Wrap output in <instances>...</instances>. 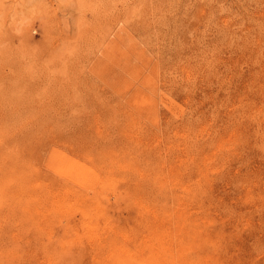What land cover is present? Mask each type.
I'll list each match as a JSON object with an SVG mask.
<instances>
[{
	"label": "rangeland",
	"instance_id": "obj_1",
	"mask_svg": "<svg viewBox=\"0 0 264 264\" xmlns=\"http://www.w3.org/2000/svg\"><path fill=\"white\" fill-rule=\"evenodd\" d=\"M0 132V264H264V0H0Z\"/></svg>",
	"mask_w": 264,
	"mask_h": 264
},
{
	"label": "bare ground",
	"instance_id": "obj_2",
	"mask_svg": "<svg viewBox=\"0 0 264 264\" xmlns=\"http://www.w3.org/2000/svg\"><path fill=\"white\" fill-rule=\"evenodd\" d=\"M152 2V1H151ZM167 44V43H166ZM178 62V61H177ZM230 68V67H229ZM203 80V79H202ZM18 118V117H17ZM187 124V123H186ZM1 133V132H0ZM147 134V133H146ZM189 147V146H188ZM195 148V147H194ZM191 149V148H190ZM164 157V156H163ZM198 161V160H197ZM195 163V162H194ZM11 168V170L13 171V168L12 167H10ZM142 168V167H141ZM16 169V168H15ZM7 171H8V169H7ZM13 172H11V173H9L8 175H7V178H9L10 180L12 179H14V177H13V175H15L14 173L12 174ZM31 179V178H30ZM40 179V178H39ZM63 184V183H62ZM62 187V186H61ZM193 187H194V185H193ZM64 191V190H63ZM180 192V191H179ZM114 196V195H113ZM250 198V197H249ZM3 210V209H2ZM180 214H182V213H180ZM203 214H205V212L203 213ZM202 214V215H203ZM201 215V216H202ZM178 216V215H177ZM177 216H176V218H177ZM182 216V215H181ZM180 216V217H181ZM204 216V217H203ZM202 217L203 218H205V216L206 215H203ZM180 217H178V218H180ZM201 217V218H202ZM210 217V216H209ZM166 218V217H165ZM169 218V217H168ZM172 218V217H171ZM175 218V217H174ZM175 218V219H176ZM203 218L202 219H200V220H202L203 221ZM208 218V215H207V217H206V219ZM212 218V217H211ZM210 218V219H211ZM18 219V218H17ZM183 219V218H182ZM181 219V220H182ZM213 219V218H212ZM159 220V219H158ZM162 221H163V218L161 219ZM174 220V219H173ZM181 220H178V221H181ZM196 220V219H195ZM199 220V221H200ZM167 221H169V220H167ZM172 221V220H171ZM171 221L169 222V224L171 223ZM175 221V220H174ZM173 221V222H174ZM176 221H177V219H176ZM175 221V224H177L178 222H176ZM183 221V220H182ZM182 221H181V224H184L185 223V221H184V223H182ZM199 221H197L196 223H194L193 225L194 226H197L196 224H199L200 222ZM201 221V222H202ZM207 221H209V220H207ZM212 220H210L209 222H211ZM213 221H215L214 219H213ZM238 221V220H237ZM154 222H159V221H154ZM164 222H166V221H164ZM172 222V223H173ZM192 223L194 222V219H193V221H191ZM209 222H208V224H209ZM224 222V221H223ZM222 222V223H223ZM180 223V222H179ZM203 223H204V221H203ZM159 224H164V226H166L167 225V227L169 226L168 225V223H166V225H165V223H162V222H159ZM174 223H173V225H175ZM172 225V226H173ZM186 225V224H185ZM190 225H192V224H190ZM201 225V224H200ZM211 225V224H210ZM224 225V224H223ZM6 226V225H5ZM10 226V225H9ZM152 226V225H151ZM156 226V225H155ZM172 226H169L168 228H170V227H172ZM192 227V229H191V226L190 227H188V228H186V230H184V228L182 229V227L183 226H180L179 225V227L178 226H174L173 228H175L176 227V229L173 231V230H171L172 232H170L169 231V229H165L164 227H163V225H162V229L160 228V229H156V230H154L155 229V227L154 226H152V227H154V229L152 228H150V230L151 231H153L152 232V234L151 235H149V237H145L146 239H143V240H141L140 238V241L138 240V243H137V241H136V243L135 244H133L134 243V241H133V243H131V242H129L130 244H133L132 246H130L129 245V243H125V242H121V243H118L117 245H115V246H113V248H114V250H115V252H116V261H114L113 263H110L109 261H107L106 260V258L104 259H102V260H100L99 262H98V264H119V263H121V264H127L128 262L129 263H133V262H135V263H139V264H179L180 263V261H182V257H184V251L187 249V248H191V246L193 247L194 245H198V244H200V242H201V245L204 243V242H207L211 237L209 236L210 234H209V232L207 231V229H205V231H207V233L209 234L208 236L210 237L209 239H207L208 237L207 236H205V234L207 235V233H205V231L203 232V233H205V234H203L202 232H200L201 230H200V228H199V232L197 233V232H195V229L197 228H195V227ZM207 226V225H206ZM179 229H178V228ZM203 227H205V226H203ZM202 227V228H203ZM156 228H158V227H156ZM223 228V227H222ZM182 229V230H181ZM191 229V230H190ZM10 230V229H9ZM12 230V229H11ZM182 231V233H185V236H186V239L185 238H183V236H181V231ZM192 230H194V231H192ZM210 230V229H209ZM197 231H198V229H197ZM211 231V230H210ZM226 231V230H225ZM193 232H194V234H193ZM214 232V231H213ZM147 233V232H146ZM180 233V234H179ZM200 233H201V235H200ZM220 233V232H219ZM148 234V233H147ZM150 234V233H149ZM199 234V238H198V235ZM234 234V233H233ZM176 235H178V236H176ZM147 236V235H146ZM200 236H201V238H200ZM176 237H178V238H176ZM218 237V236H217ZM130 238V237H129ZM135 238V237H134ZM226 238V237H225ZM138 239V238H137ZM136 239V240H137ZM212 239V238H211ZM214 239V238H213ZM185 241V243H184V241ZM27 241V240H26ZM129 241H130V239H129ZM210 241V240H209ZM213 241V240H212ZM12 242V241H11ZM211 242V241H210ZM27 243V242H26ZM213 243V242H212ZM207 245V243L206 244H204V246H206ZM211 244H209V246H210ZM217 245H218V243H217ZM200 246V245H199ZM198 246V247H199ZM203 247V246H202ZM212 247V246H211ZM196 248V247H195ZM206 248V252L205 253H207V249H209V248H207V247H205ZM214 249H216L215 248V246H214ZM7 250V249H6ZM203 252V251H202ZM205 253H204V255H205ZM203 255V256H204ZM205 257H206V255H205ZM207 259V258H206ZM182 264V263H181Z\"/></svg>",
	"mask_w": 264,
	"mask_h": 264
}]
</instances>
